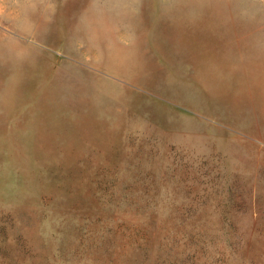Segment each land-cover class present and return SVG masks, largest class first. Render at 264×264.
I'll return each mask as SVG.
<instances>
[{"label": "rangeland", "instance_id": "1", "mask_svg": "<svg viewBox=\"0 0 264 264\" xmlns=\"http://www.w3.org/2000/svg\"><path fill=\"white\" fill-rule=\"evenodd\" d=\"M0 264H264V0H0Z\"/></svg>", "mask_w": 264, "mask_h": 264}]
</instances>
